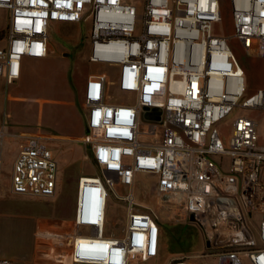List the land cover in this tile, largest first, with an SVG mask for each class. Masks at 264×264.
Instances as JSON below:
<instances>
[{
  "label": "built area",
  "instance_id": "built-area-1",
  "mask_svg": "<svg viewBox=\"0 0 264 264\" xmlns=\"http://www.w3.org/2000/svg\"><path fill=\"white\" fill-rule=\"evenodd\" d=\"M227 1L231 36L215 31L220 0H0L6 86L20 79L24 60L47 57L54 24H89L88 63L110 69L90 71L83 87L82 142L99 173L78 180L80 232L71 239L69 264H133L157 255L156 217L135 201L138 174L154 176L161 203L183 210L203 238L202 263L173 264H264V89L246 96L229 47L235 40L264 60V0ZM110 86L120 98H110ZM233 113L239 115L226 140L217 125ZM4 137L3 123L0 166ZM44 140L25 136L12 165V195L55 196L58 167ZM111 194L125 216L121 228L107 231ZM253 215L261 217L256 236L247 223Z\"/></svg>",
  "mask_w": 264,
  "mask_h": 264
},
{
  "label": "rangeland",
  "instance_id": "rangeland-1",
  "mask_svg": "<svg viewBox=\"0 0 264 264\" xmlns=\"http://www.w3.org/2000/svg\"><path fill=\"white\" fill-rule=\"evenodd\" d=\"M220 4L222 21L215 31L231 36L233 27L229 2L220 0ZM6 28L7 12L0 9V47L5 43ZM89 29V24L55 25L48 33V58L42 63L24 60L20 79L11 86L0 85V124H5L1 147L0 209L11 208L23 214L15 219L18 229L12 231L10 241L18 243V246L10 250L0 243L1 252L7 256L24 254L33 242L31 238L34 230L29 228L28 223L24 224L25 217L35 221L42 217L70 214L75 204L79 178L94 177L99 173L90 159L88 147L82 142L85 132L83 84L90 71L110 69L88 63ZM229 47L243 72L246 96L264 89V60L246 55L235 40L230 41ZM109 76L112 78L113 74ZM108 95L111 99L116 96L120 98L113 86L108 88ZM238 115L233 113L225 122L217 125L221 137L228 139L229 123ZM247 115L254 119L260 117L256 113ZM35 133L47 138L44 143L57 162V184L53 199L17 197L10 193L15 153L25 143V136ZM260 144H264L263 135ZM220 160L226 167L228 159L223 157ZM154 182V176L138 174L133 190L139 211L156 217L160 230L157 255L133 264H173L180 259L202 263L199 257L204 253V243L199 230L187 223L183 210L161 203ZM114 190L125 193L119 185H115ZM124 216V207L111 194L106 212V230H112L115 224L121 228V218ZM260 220L259 215L247 217L254 236ZM46 236L40 232V238L36 237L39 248L47 241Z\"/></svg>",
  "mask_w": 264,
  "mask_h": 264
},
{
  "label": "crops",
  "instance_id": "crops-1",
  "mask_svg": "<svg viewBox=\"0 0 264 264\" xmlns=\"http://www.w3.org/2000/svg\"><path fill=\"white\" fill-rule=\"evenodd\" d=\"M55 25L57 24H54L53 27ZM49 51L50 48L48 47V54ZM47 58L48 57L42 60H32V61L42 63ZM1 84L2 85L5 84L3 78H0V85ZM2 124H0V127ZM18 152L19 151L17 150L15 153V158L18 155ZM1 155H2V150H1ZM17 197H25V196H17ZM53 198H49V199H53ZM72 206L73 207L71 213L68 215H62V214L59 216L52 215L48 217L38 218L35 221L29 220L27 217L24 216L26 218L24 224L28 223L29 228L34 230L32 233L33 237L31 238L33 242L30 244V247L26 248L25 253L21 254L18 257L7 256L3 252H1L2 250L0 248V260L1 259L9 260L13 264H69L71 239L80 232L74 226L75 204ZM19 215H23V214L17 213V211H13V209L11 208L7 210L0 209V243L10 248V250L12 247L18 246V243L14 244L10 241H12V237H11L13 236L12 231L13 230L16 231L18 229V224L17 222L15 223V219L17 220V217ZM21 217L22 216H20L19 219ZM40 232L47 234L48 236L45 237V240L47 241L39 248V244L37 242L36 237L40 238L39 237Z\"/></svg>",
  "mask_w": 264,
  "mask_h": 264
},
{
  "label": "water",
  "instance_id": "water-1",
  "mask_svg": "<svg viewBox=\"0 0 264 264\" xmlns=\"http://www.w3.org/2000/svg\"><path fill=\"white\" fill-rule=\"evenodd\" d=\"M190 220H192V219L190 218Z\"/></svg>",
  "mask_w": 264,
  "mask_h": 264
}]
</instances>
